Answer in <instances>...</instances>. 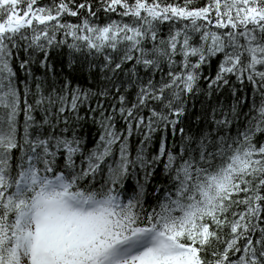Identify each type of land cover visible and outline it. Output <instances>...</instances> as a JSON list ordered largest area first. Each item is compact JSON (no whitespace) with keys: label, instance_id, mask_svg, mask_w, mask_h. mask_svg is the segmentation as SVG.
I'll use <instances>...</instances> for the list:
<instances>
[{"label":"snow or ice","instance_id":"1","mask_svg":"<svg viewBox=\"0 0 264 264\" xmlns=\"http://www.w3.org/2000/svg\"><path fill=\"white\" fill-rule=\"evenodd\" d=\"M0 264H264V0H0Z\"/></svg>","mask_w":264,"mask_h":264},{"label":"trees","instance_id":"2","mask_svg":"<svg viewBox=\"0 0 264 264\" xmlns=\"http://www.w3.org/2000/svg\"><path fill=\"white\" fill-rule=\"evenodd\" d=\"M41 2H45V0H41Z\"/></svg>","mask_w":264,"mask_h":264}]
</instances>
